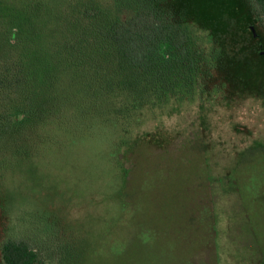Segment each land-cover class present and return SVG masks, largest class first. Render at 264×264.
Wrapping results in <instances>:
<instances>
[{"label":"rangeland","instance_id":"rangeland-1","mask_svg":"<svg viewBox=\"0 0 264 264\" xmlns=\"http://www.w3.org/2000/svg\"><path fill=\"white\" fill-rule=\"evenodd\" d=\"M138 7L172 21L142 70L117 51L52 75L58 44L105 25L87 11ZM259 16L253 0H0V69L25 68L29 96L0 88V264L8 239L41 264H264ZM157 71L193 86L147 98Z\"/></svg>","mask_w":264,"mask_h":264},{"label":"trees","instance_id":"trees-1","mask_svg":"<svg viewBox=\"0 0 264 264\" xmlns=\"http://www.w3.org/2000/svg\"><path fill=\"white\" fill-rule=\"evenodd\" d=\"M253 3L260 15L259 18L264 19V0H253ZM140 10L141 9L138 7L137 14H125L119 19L111 18L106 14L98 15L96 9L87 11L85 13L87 18H99L98 20L105 25H100V27L93 33L95 42L93 40L86 41V48L78 43L75 45H72V43H65L61 47L60 44H58L54 53V56L58 60L57 65L52 68H55L52 75L55 74L57 68L63 67H69L70 69L80 70L82 72L87 67L92 68V66L101 59L113 58L115 54H118L116 53L117 51L130 58H136V61L132 59L130 60V63L133 64L135 69H140L138 67L139 65L147 64L149 62V55L152 56L154 51H161L160 44L165 40V34L167 33L169 26L172 25V21L168 19L165 14L158 12L156 9L150 12ZM51 20L53 22L54 31H49V33L51 36H56L55 33H58L60 30L61 23L55 16H52ZM152 38H156V43H152ZM108 44L110 45L108 46ZM89 45L92 46L93 51L88 50ZM113 64H115L114 60L112 61V65ZM10 65L11 66L9 67L0 69V88H13L18 94L23 95L24 101L16 102L20 105L21 103H25L29 98L28 94H24V91L22 90V88L27 86V84H25V76L23 75L25 68H21V65H18L17 63ZM114 67L119 69L121 68V65H114ZM52 75L48 77V80L51 78V84L53 79L56 78ZM132 79H134V76H132ZM192 79V76H188L187 79H182V82L179 85L166 74L157 71V77H153L151 84L147 85L148 89L146 90L149 94H147L148 96L146 97L154 99L159 96L160 90L168 92L172 89L179 92L176 93V95H184L181 88H184L185 86L187 88L193 86ZM141 81L144 85L145 79H137L138 83ZM109 84L110 82H108V85ZM146 84H148V82ZM89 88H91V86L86 89ZM108 90L111 91L110 89ZM54 100L58 104L61 103L57 96ZM88 110L89 109L87 108H82L81 114L82 116H85V118L92 119V114ZM62 117V115H59L57 119L62 120ZM1 255L5 264H41L38 253L23 241L19 242L11 239L6 240L2 245Z\"/></svg>","mask_w":264,"mask_h":264}]
</instances>
